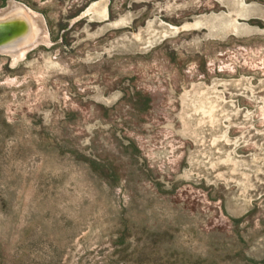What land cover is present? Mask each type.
Returning <instances> with one entry per match:
<instances>
[{
    "label": "rangeland",
    "instance_id": "1",
    "mask_svg": "<svg viewBox=\"0 0 264 264\" xmlns=\"http://www.w3.org/2000/svg\"><path fill=\"white\" fill-rule=\"evenodd\" d=\"M15 1L0 264H264V0Z\"/></svg>",
    "mask_w": 264,
    "mask_h": 264
},
{
    "label": "water",
    "instance_id": "2",
    "mask_svg": "<svg viewBox=\"0 0 264 264\" xmlns=\"http://www.w3.org/2000/svg\"><path fill=\"white\" fill-rule=\"evenodd\" d=\"M29 9L27 4L14 1L0 10V52L18 54L22 49L32 51L48 42L49 35L45 39L41 34L32 33L35 18ZM44 23L46 28L45 20Z\"/></svg>",
    "mask_w": 264,
    "mask_h": 264
},
{
    "label": "bare ground",
    "instance_id": "3",
    "mask_svg": "<svg viewBox=\"0 0 264 264\" xmlns=\"http://www.w3.org/2000/svg\"><path fill=\"white\" fill-rule=\"evenodd\" d=\"M15 0H12L11 3H13ZM31 14H32V18H35L34 19V24H32V27H33V30H32V33L34 35H43L45 39H48V33L46 31V28H45V23H44V19L43 17L39 14V13H36V12H33L31 11V9H29ZM32 34V35H33ZM44 44V43H43ZM28 50H25V49H22L18 54H13V55H19V57L21 58L22 56H24L26 53H27ZM30 52V51H29ZM12 55V56H13Z\"/></svg>",
    "mask_w": 264,
    "mask_h": 264
}]
</instances>
